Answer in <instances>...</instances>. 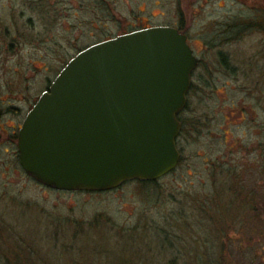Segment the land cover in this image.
I'll return each instance as SVG.
<instances>
[{"label": "rangeland", "instance_id": "1", "mask_svg": "<svg viewBox=\"0 0 264 264\" xmlns=\"http://www.w3.org/2000/svg\"><path fill=\"white\" fill-rule=\"evenodd\" d=\"M258 4L264 12V0ZM252 6L0 0V105L22 113L70 58L96 42L182 19L190 37L202 36L191 45L200 65L184 114L195 129L181 143L178 167L154 184L51 190L29 180L14 145L5 144L0 264H264V41L246 31L231 44L212 39L226 24L252 18ZM5 121L11 128L16 118Z\"/></svg>", "mask_w": 264, "mask_h": 264}, {"label": "water", "instance_id": "2", "mask_svg": "<svg viewBox=\"0 0 264 264\" xmlns=\"http://www.w3.org/2000/svg\"><path fill=\"white\" fill-rule=\"evenodd\" d=\"M195 66L171 27L86 47L28 112L17 143L22 169L55 191L90 193L169 174Z\"/></svg>", "mask_w": 264, "mask_h": 264}, {"label": "flooded vegetation", "instance_id": "3", "mask_svg": "<svg viewBox=\"0 0 264 264\" xmlns=\"http://www.w3.org/2000/svg\"><path fill=\"white\" fill-rule=\"evenodd\" d=\"M258 3H259V0H253V6L251 8H248V10H250L249 13L252 15V18H249V19L241 18L239 20L231 22L230 24L229 23L226 24L225 26H223L221 28V32L216 34L217 39H215V38H212V39H214L215 41L217 40L220 43L231 44L233 42L240 41L244 37L245 31H246V32H255V33H257L261 37L260 40L264 41V12H261V9L263 8V6H261ZM245 20H250V21L248 23H245ZM184 22H186L185 19H184ZM184 22H183V19H182L181 22L179 21L178 24H175L173 26H166L165 25V27L174 28L181 35L185 36L186 44L189 46L190 50L192 51L193 56L196 59V66H195L194 70L191 72V76H190V87H189L187 95H186V99H187L188 94L193 89L192 88L193 87V79H194L196 70L199 68V65H200V60L197 57V55L195 54V52H194V50H193L191 45H195V44H197V42H202V38H201L202 36H201V34H198L195 37H190L188 35V32L186 31V27L184 26L185 25ZM160 26H162V25H160ZM160 26H147V27H142L141 26V28H139V29L130 30L128 32L121 33V34H119V35H117L115 37H118V36L124 35V34H128V33H131V32H135V31L143 30V29H148V28H152V27H160ZM115 37L107 38V39H104V40L99 41V42H103V41H106V40H109V39H112V38H115ZM99 42H96V43H99ZM96 43H94V44H96ZM80 51H78L76 54H78ZM72 58H70L69 60H71ZM231 70L232 71H230V72H233V69H231ZM51 83H49L45 87V90L43 92L48 91ZM38 98L34 101V103H31L28 106V108L26 109V111L23 112V113L19 112L18 111L19 109H17V107H15L13 105L7 106V108H4L2 105H0V110H1V113H0V155H1L2 151H3V147L5 146V144H7V142L10 143V144L12 143L14 145V147H15V154H16L17 163L19 165L20 170L26 175V177L29 180H32V181H34V180L25 173V171L22 169V167H21V165L19 163V150H18V144L17 143H18L19 132L22 129V125H23V123L25 121V118H26L28 112L31 110V108L34 106V104L38 100ZM186 105H187V101H186ZM186 105L177 114V120H178L179 125H180V130H179V133H178V135L176 137V140H175V146H176V149H177V151L179 153V161H178V164H177L176 168L180 164L181 158H182L181 143L184 140L185 135L186 134L188 135L190 133L191 127L193 129H195V125L193 123L190 124V119H187V118L184 117ZM7 115H13L16 118L15 125H13L11 128L7 125V123L5 121V117ZM8 128L11 129L10 133L7 132ZM7 134H9V135H8L7 141H6L4 138H6ZM4 152L6 153L7 151L4 150ZM34 182L37 183L36 181H34ZM40 186H42V185H40ZM42 187H44V186H42ZM45 188H47V187H45ZM48 189H50V188H48ZM51 190H53V189H51ZM75 192H77V191H75Z\"/></svg>", "mask_w": 264, "mask_h": 264}, {"label": "trees", "instance_id": "4", "mask_svg": "<svg viewBox=\"0 0 264 264\" xmlns=\"http://www.w3.org/2000/svg\"><path fill=\"white\" fill-rule=\"evenodd\" d=\"M136 182H139V181H136ZM155 182L156 181H152V182H139V183L144 184V185H148V184H154ZM6 263L7 264H16L13 259H9V258L6 259Z\"/></svg>", "mask_w": 264, "mask_h": 264}]
</instances>
